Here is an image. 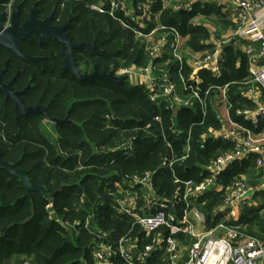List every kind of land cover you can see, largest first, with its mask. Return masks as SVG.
Listing matches in <instances>:
<instances>
[{
  "label": "trees",
  "instance_id": "1",
  "mask_svg": "<svg viewBox=\"0 0 264 264\" xmlns=\"http://www.w3.org/2000/svg\"><path fill=\"white\" fill-rule=\"evenodd\" d=\"M99 0H18L25 12L38 3L42 17L54 14L58 25L71 20L66 34L75 45H96L73 51L81 75L117 74L119 70L149 63L145 44L136 31L147 34L158 24L177 30L187 38L186 49L195 53L213 50V35L221 39L230 21L216 4L194 3L192 10L178 8L176 3L163 6V0H115L126 3L134 16H126L121 6L111 15V1L105 12L91 6ZM186 1V0H185ZM140 6L150 8V20L142 16ZM215 18V34L194 20ZM248 46L254 45L249 43ZM24 53L41 57L42 63L22 61L21 88L26 90L27 106L42 104L50 118L61 121L48 131L43 114H29L16 119L14 104L0 95V149L2 160L28 173L30 181L42 191H28L20 177L0 170V264H95L93 252L101 244L116 249L123 236L138 240L144 250L155 235L147 237L130 217L124 216L111 192L117 184L129 187L134 177L152 176L154 193L159 200L171 203V209L182 217L186 204L177 203L176 192L183 182L200 183L210 176L208 169L222 155L232 151L234 144L213 139L212 130H220L222 122L213 100L205 99L207 115L197 100L191 106L173 112L165 100L158 105L151 101L145 87L128 80L118 84L100 79L80 80L64 72L62 45L47 39L43 44H26ZM12 62L17 65L15 57ZM222 75L201 70L198 75L202 96L208 90L228 85L230 119L249 130L261 133L264 116L255 128L250 121L237 115L242 109L254 110L255 103L244 97L251 87L249 58L236 41L223 48ZM177 78L178 66L170 65ZM166 70L169 71L168 68ZM191 70L185 67L184 76ZM216 94V93H214ZM216 101H214L215 103ZM160 118V121H156ZM54 136H57L56 138ZM188 144L190 153L187 154ZM187 156V158H185ZM254 157L233 163L218 182L225 188L246 176L255 184L262 176ZM261 178V177H260ZM132 187V186H130ZM139 189L140 186H134ZM263 205L244 208L236 226L249 237L264 243V191L256 193ZM224 192H209L194 202L206 217V229H214L223 219L218 213ZM143 201H140L142 206ZM185 247L193 243L187 235L176 237ZM164 253L157 249L144 263L163 264ZM115 264H124L114 257Z\"/></svg>",
  "mask_w": 264,
  "mask_h": 264
},
{
  "label": "built area",
  "instance_id": "2",
  "mask_svg": "<svg viewBox=\"0 0 264 264\" xmlns=\"http://www.w3.org/2000/svg\"><path fill=\"white\" fill-rule=\"evenodd\" d=\"M71 1V0H68ZM95 2L91 9L104 13L105 2ZM111 1V15L120 6L126 16L133 17V11L126 3ZM216 0H186V9L192 10L194 3H211ZM231 9V17L235 27L232 35L235 39L254 43L257 49L249 46L245 53L249 58V73L251 87L244 92V97L255 103L254 110L242 109L237 112L239 117L250 121L255 128L259 126L261 116H264V0H227ZM143 14L135 18L147 28L145 20H150V8L140 6ZM138 39L145 44L149 63L145 67L132 65L119 70L115 76L127 77L132 84L145 87L150 99L155 104L165 100L167 109L173 112L191 106V101L197 100L207 115L208 97L214 101L219 98L225 115L219 111L222 128L212 130L213 139H222L234 144V149L217 159L208 169L210 176L200 183L183 182L177 190L174 199L177 203L186 204L184 215L180 217L171 209L167 200L157 199L152 186V176L134 177L130 186L117 184L114 192L118 210L124 216L130 217L140 232L147 237L155 235L152 244L144 250L138 247V240L123 236L117 241L116 249L111 245L101 244L93 252L95 264H115L114 257H120L124 264L144 263L157 250H161L163 264H264V243L254 237L246 236L241 227L236 226L244 208L251 207L256 193L264 191V184L253 187L244 177L236 179L230 187L225 188L218 180L221 174L233 163L254 157V164L261 174H264V130L261 133L240 126L230 119L228 104V85L212 88L204 96L200 93V77L198 72L206 70L214 77L222 75L223 48L227 39L218 40L213 35L212 51L195 53L186 49L187 38L177 30L168 29L159 24L147 34L136 31ZM170 65L178 66L176 76L171 72ZM185 67L191 70L189 76H184ZM166 68L169 69L166 70ZM160 121V118H156ZM188 144L187 154L190 153ZM187 158V156H185ZM139 185V189L134 186ZM209 192H224L223 204L218 213L224 214V219L211 230H206V217L196 208L194 202ZM143 205H140V201ZM264 214V210H263ZM201 229H200V228ZM187 235L194 241L185 247L176 238ZM22 264H32L26 261Z\"/></svg>",
  "mask_w": 264,
  "mask_h": 264
},
{
  "label": "flooded vegetation",
  "instance_id": "3",
  "mask_svg": "<svg viewBox=\"0 0 264 264\" xmlns=\"http://www.w3.org/2000/svg\"><path fill=\"white\" fill-rule=\"evenodd\" d=\"M17 1L18 0H0V79H1V85L5 88V90L3 91L0 90V95L4 97V100L6 102H12L14 104V111L16 113V101L14 98L8 95L9 90H7L8 86L11 85L12 83V85L10 86L12 89L11 94L14 95L23 92V94H21L20 96L24 107L28 108V107L41 106L44 107L47 111V107L43 106L42 104L38 103L34 106H27L24 103L26 90L30 88V84H28V86L25 88H21L20 86L21 85L20 79L23 74L21 71V66L24 67L22 61H26V60L20 57L19 55H17L16 52H14L11 48L5 45L7 44L9 45L10 40L14 38V41L17 43L16 45H18L21 48L22 53L25 56H27L24 53V47L26 44H30V43L34 44L35 42H37V44H43L39 36H37L34 32L30 33L27 29L24 28V25L31 20L32 11L34 8L36 9L37 12L36 17L38 21L45 22L47 20H50L49 27H62L68 21H70L71 23V20H67L64 24L58 25L57 22L55 21L53 13H50L46 17H42L40 15L37 9L38 3H36L35 5H33L24 12L22 3H17ZM13 28L14 30L11 31ZM36 28L40 29L41 26L37 24L36 26L33 27V29ZM46 40L47 39H45L44 41ZM11 57H15L17 59L18 61L17 65H15L14 62H12ZM30 58L40 59L41 61L37 63L39 64L42 63L41 57H30ZM84 76H87V74H85ZM16 119L17 120L20 119L17 118V114H16ZM45 123L53 125V123L47 121L46 118H45Z\"/></svg>",
  "mask_w": 264,
  "mask_h": 264
},
{
  "label": "water",
  "instance_id": "4",
  "mask_svg": "<svg viewBox=\"0 0 264 264\" xmlns=\"http://www.w3.org/2000/svg\"><path fill=\"white\" fill-rule=\"evenodd\" d=\"M36 15H37V12H36V9L34 8L32 11L31 20L24 25V28L27 29L30 33L34 32L37 36H39L42 43L44 42L45 39H53L57 44L62 45V52L64 55V65H65L64 66V72H71L74 76H76L80 80L100 79V80L110 81V82H114V83H118V84L124 83L128 80L127 77H117L113 73L100 74L97 69L95 70V72L92 75H87V76L81 75L79 68H78V64L76 63V61L74 59L73 51L77 50V49H81V48H85L88 50H95L97 48L96 45H88L85 43H82L80 45L73 44L70 41L67 34L65 33V30L68 27V25L70 24V21H68L62 27H49L50 20H47L45 22H40L37 20ZM37 24L39 26H41V28L40 29H38V28L33 29V27L36 26ZM13 30H14V28L11 31H13ZM16 44L17 43L14 41V38H12L10 40L9 45L7 44L5 46L11 48L14 52H16L17 55H19L20 57H22L23 59H25L27 61H32V62H40L41 61L40 59H34V58H30L28 56H25L22 53L21 48ZM11 85H12V83H11ZM11 85H9L7 88V90H9L8 95L11 96L12 98H14L16 101V114H17L18 119L22 115L26 116V115H29L32 113H34V114L43 113L45 115V118L47 121H49L53 124H61L62 123L59 120L50 118L44 107H41V106L28 107V108L24 107L21 96H20L21 94H23V92L12 95L11 94L12 89L10 87ZM0 90L1 91L5 90V88L1 85V79H0ZM0 170H6L11 175L20 177L21 182L26 186L28 191H31V190L42 191L41 187L34 185L30 181L28 173L25 170L17 169L16 165L4 162L2 160V150L1 149H0Z\"/></svg>",
  "mask_w": 264,
  "mask_h": 264
},
{
  "label": "crops",
  "instance_id": "5",
  "mask_svg": "<svg viewBox=\"0 0 264 264\" xmlns=\"http://www.w3.org/2000/svg\"><path fill=\"white\" fill-rule=\"evenodd\" d=\"M176 3V7L175 9H178V8H184L186 7L187 3L185 0H163V6L165 8L167 7H170L172 3ZM211 4H216L217 6L221 7L222 9V14L226 16L227 20L230 21V18H231V7L229 5V3H227V0H216L214 2H211ZM208 21H210V23H212L214 25V27L211 25L208 24ZM194 23L195 24H199V23H204L205 26H207L212 32L215 31V18H197L194 20ZM230 35V36H229ZM230 37L232 38V41H236L237 45L240 47L241 50L245 51L247 50V48L249 47L248 44L244 43L242 40H239V39H235L232 35V29H229L227 34L224 35V37ZM253 47H255V49L258 48V46L256 44L254 45H251ZM264 175V174H263ZM243 211V210H242ZM242 213V212H241ZM200 228V227H199ZM201 229V228H200ZM208 231V229H206Z\"/></svg>",
  "mask_w": 264,
  "mask_h": 264
},
{
  "label": "rangeland",
  "instance_id": "6",
  "mask_svg": "<svg viewBox=\"0 0 264 264\" xmlns=\"http://www.w3.org/2000/svg\"><path fill=\"white\" fill-rule=\"evenodd\" d=\"M208 24L209 25H211L212 23H210V21H208ZM212 26L214 27V25L212 24ZM216 30V29H215ZM215 32V31H214ZM213 32V33H214ZM215 34V33H214ZM230 36V35H229ZM224 39H227V40H225L226 41V44L227 43H229V42H231L232 41V38H230V37H222L221 39H219V40H224ZM215 107H216V109H217V111L219 112V111H222V114L223 115H225V110H224V107H223V105L220 103V101H219V98L217 99V101L213 104ZM48 131H52L51 129H53V126H51L50 124H48ZM55 138L57 137V136H54ZM247 177V179L245 178V180L247 181V183L249 184V185H251V186H253V187H256L255 185H258V187H260V185L261 184H264V175H263V177L262 176H260V177H258V179L256 180V183L255 184H251L250 182H252L253 181V179L251 178V177H248V176H246ZM254 206H258V205H263V202H262V200L260 199V198H257V199H255V201H254Z\"/></svg>",
  "mask_w": 264,
  "mask_h": 264
}]
</instances>
